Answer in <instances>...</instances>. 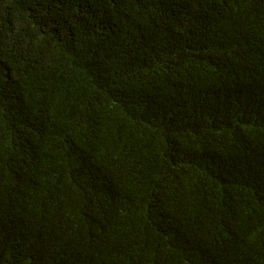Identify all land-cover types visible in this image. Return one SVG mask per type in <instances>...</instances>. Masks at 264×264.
Segmentation results:
<instances>
[{"label": "trees", "instance_id": "obj_1", "mask_svg": "<svg viewBox=\"0 0 264 264\" xmlns=\"http://www.w3.org/2000/svg\"><path fill=\"white\" fill-rule=\"evenodd\" d=\"M0 264H264V0H0Z\"/></svg>", "mask_w": 264, "mask_h": 264}]
</instances>
